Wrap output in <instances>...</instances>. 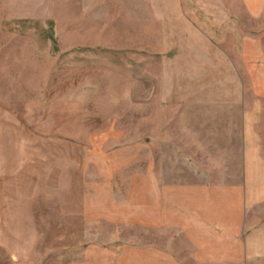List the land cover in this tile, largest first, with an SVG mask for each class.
Wrapping results in <instances>:
<instances>
[{
	"label": "rangeland",
	"instance_id": "obj_1",
	"mask_svg": "<svg viewBox=\"0 0 264 264\" xmlns=\"http://www.w3.org/2000/svg\"><path fill=\"white\" fill-rule=\"evenodd\" d=\"M247 1L0 0V264L242 260Z\"/></svg>",
	"mask_w": 264,
	"mask_h": 264
},
{
	"label": "crops",
	"instance_id": "obj_2",
	"mask_svg": "<svg viewBox=\"0 0 264 264\" xmlns=\"http://www.w3.org/2000/svg\"><path fill=\"white\" fill-rule=\"evenodd\" d=\"M247 2L248 10L253 16L263 15L261 3L264 0ZM262 35L252 41L251 49V39H245L243 44L244 59L256 101L252 109L245 110L243 132V191L247 209L264 201V145L261 132V122L264 118V33ZM247 226L243 235L242 260L232 264H264V218L255 223H247Z\"/></svg>",
	"mask_w": 264,
	"mask_h": 264
}]
</instances>
